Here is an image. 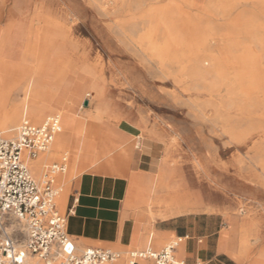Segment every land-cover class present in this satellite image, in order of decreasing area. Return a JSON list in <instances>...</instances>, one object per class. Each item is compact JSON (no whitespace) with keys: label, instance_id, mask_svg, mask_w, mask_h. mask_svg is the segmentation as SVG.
Masks as SVG:
<instances>
[{"label":"rangeland","instance_id":"obj_1","mask_svg":"<svg viewBox=\"0 0 264 264\" xmlns=\"http://www.w3.org/2000/svg\"><path fill=\"white\" fill-rule=\"evenodd\" d=\"M106 1L0 0V118L20 104L24 74L62 77L65 101L59 108L75 114L74 131L81 130L86 113L102 107L108 114L101 122L108 130L124 121L138 128L134 143L152 137L161 146L171 183L255 223L246 245L263 249L259 259L264 264V81L235 77L245 69L242 58L256 59L252 70L262 68L258 58L264 64V49L253 42H264V10L233 6L235 0H192L201 12L185 7L186 33L156 59L139 43L151 26L144 13L153 1L120 0L113 6ZM172 6L184 7L179 1ZM207 25L216 36L233 33L231 40L239 43L233 57L226 54V39L219 38L218 45L210 41ZM28 34H50L42 57H23ZM163 35L156 38L161 45L176 40L174 34ZM211 56L223 60V79L204 64ZM54 143L55 137L48 149ZM63 156L67 152L60 150L42 166ZM82 157V162L94 160L86 148ZM72 168L69 161L65 175H75ZM61 177L56 176L57 187H62ZM64 193L55 198L58 210Z\"/></svg>","mask_w":264,"mask_h":264},{"label":"crops","instance_id":"obj_2","mask_svg":"<svg viewBox=\"0 0 264 264\" xmlns=\"http://www.w3.org/2000/svg\"><path fill=\"white\" fill-rule=\"evenodd\" d=\"M64 101L60 89L54 109L77 121L73 112L59 108ZM105 110L95 107L84 115L66 156L75 163L83 144L90 148L95 143L94 160H83L77 174L60 178L65 196L63 208L56 209L66 217L67 234L78 251L110 250L121 256L114 264H127L128 252H160L176 243L174 255L183 264H263L259 259L263 249L246 245L248 236L254 235L255 223L195 193L200 202L181 208L177 196L184 194V186L171 183L159 142L149 136L134 143L138 128L124 121L111 131L105 129L95 121H101ZM92 126L98 129L92 132ZM136 264L154 262L139 259Z\"/></svg>","mask_w":264,"mask_h":264},{"label":"built area","instance_id":"obj_3","mask_svg":"<svg viewBox=\"0 0 264 264\" xmlns=\"http://www.w3.org/2000/svg\"><path fill=\"white\" fill-rule=\"evenodd\" d=\"M59 128L58 117L50 115L40 124L22 120L11 139L0 136V264H114L121 257L110 250L78 251L70 240L67 219L55 204V177L64 172V160L47 168L41 184L30 174L28 161L48 148ZM175 247L128 252L127 264L139 259L183 264L175 258Z\"/></svg>","mask_w":264,"mask_h":264},{"label":"bare ground","instance_id":"obj_4","mask_svg":"<svg viewBox=\"0 0 264 264\" xmlns=\"http://www.w3.org/2000/svg\"><path fill=\"white\" fill-rule=\"evenodd\" d=\"M118 1L120 0H107L106 4H110L111 6H113L117 4ZM150 1L151 2L153 1V3L148 6V9L144 13V16L150 22L151 26L147 34H142L139 37V43L146 44L147 51L150 53L152 57H155L156 59H162L164 56L167 55V53L171 51L172 48L178 45V43L180 42L181 34H185L186 30L188 29L186 27L187 20L184 19V16L187 14L186 13L187 8L199 12H201L202 9L200 5L196 4L192 0H150ZM174 1L182 2L184 7L178 8L176 6H172V3ZM232 5L233 4H231L229 7H231ZM235 5L251 7L261 11L264 10V0H235V4L233 6ZM206 29L208 31L207 34H213V38L210 37L211 38L210 41L214 40L213 43L214 45L219 44V38L224 40L226 39L227 42H229L227 43L226 46V54L233 57V53L235 52L234 50L239 45L237 41H233V39L231 40V38L233 37H231V35L229 34H233V33L228 31L226 33H223L225 35L216 36L215 34L218 33H216L212 27L207 25ZM160 30H162V34H154ZM163 34H174L176 37L175 42L169 44L166 43V41H164L163 45H161L156 41V38L158 36L162 38L164 36ZM236 34H242V32H238ZM49 36L50 34H38V35L28 34L25 40L26 49L24 50L23 57L25 59H27L26 57L29 58L32 57L35 59L42 57L45 52V51L43 52L42 47L47 43ZM253 42L258 46H260L262 49H264V42H262L261 40L255 38ZM201 46L204 48L205 44H202ZM249 49L250 47L245 48L246 51H248ZM162 55L163 57H161ZM241 57H243V54H241ZM242 60L243 61L241 62L244 63L245 69H242L243 72L239 70V73L235 75V77L241 79L244 77H250L252 79L258 78L264 81V64H262L263 59L262 61H260L261 59L258 58L256 62V65L262 66V68L259 69L256 68L253 70L249 65H253L254 60L256 59H254L253 57H249V58L245 57L242 58ZM222 61L223 60H218L216 57L211 56L207 60V62L204 61V64L210 66V68H213V71L217 76V78L223 79V77L226 76L225 74L226 67L224 66ZM204 72L210 73L209 70ZM195 73L203 74L201 73V69L198 68L195 69ZM21 80H22L21 93L23 95V98L20 104L13 105L7 112L3 113V116H1L0 131L2 133H0V136H3L7 139L13 138V136L15 135V130L23 118L29 119L30 122L33 124H40L41 120L42 119L44 120V118L47 117V115H56L60 122V128L59 131L56 133V136H54L55 143L49 149L47 148L44 152L39 153L34 159H30L27 163V166L31 176L33 175L32 177L35 180L39 179L38 180L39 182H44L47 168L50 165L59 164L64 160L65 170L64 172L57 174L59 176H63L66 174L68 170L69 162L66 156L61 157L58 162L49 165L42 166V163L45 159L47 160L49 156L57 153L60 150L69 152L70 141L72 140V137L75 135V131H74V127L76 124L75 118L63 112L56 111L54 107L51 106L52 101L55 99V96L57 95L59 89L64 84V81L62 77H56L51 80L49 79L46 80L44 78L41 79L40 77H38L36 74L33 73L24 74ZM107 114L108 112H106V110L103 111L102 113L104 118H106ZM95 121L98 123L101 122L99 119H96ZM106 125L107 124H104L105 129L107 128ZM94 145L88 148L86 147L85 144H83L82 149L80 151L81 158H79L77 162L72 163V167H73L72 169L74 170L75 174L77 173V166L82 162L83 159L82 157L83 149L86 148L89 150L90 153H93ZM76 146L78 145H75V147ZM23 154L24 152H22V155ZM167 189L168 191H170L171 189L170 186H167ZM62 192H63V188L60 187L58 189L57 194L59 195ZM177 198H178L177 202H181L182 205L181 208L183 209L198 203V201L200 202V200L196 196H194L191 192L187 190L184 191L183 195H178ZM63 199H64L63 197L59 199L61 208H63Z\"/></svg>","mask_w":264,"mask_h":264},{"label":"water","instance_id":"obj_5","mask_svg":"<svg viewBox=\"0 0 264 264\" xmlns=\"http://www.w3.org/2000/svg\"><path fill=\"white\" fill-rule=\"evenodd\" d=\"M87 104H88V103H87V101H86V102H84V106H87Z\"/></svg>","mask_w":264,"mask_h":264}]
</instances>
